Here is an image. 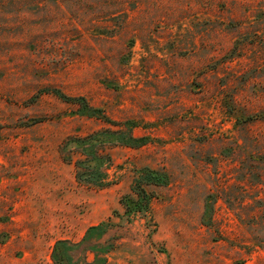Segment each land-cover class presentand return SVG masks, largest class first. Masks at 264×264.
Returning <instances> with one entry per match:
<instances>
[{"label":"rangeland","instance_id":"374dc122","mask_svg":"<svg viewBox=\"0 0 264 264\" xmlns=\"http://www.w3.org/2000/svg\"><path fill=\"white\" fill-rule=\"evenodd\" d=\"M89 263L264 264V0H0V264Z\"/></svg>","mask_w":264,"mask_h":264},{"label":"trees","instance_id":"16d2710c","mask_svg":"<svg viewBox=\"0 0 264 264\" xmlns=\"http://www.w3.org/2000/svg\"><path fill=\"white\" fill-rule=\"evenodd\" d=\"M143 182L147 185H162L168 182L166 175L162 174L157 170L147 169V172L144 175ZM141 183V182H140ZM133 206L130 208V212H138L144 208H147L149 205V199L147 197L140 196L139 199L132 200ZM89 264H100V263H89Z\"/></svg>","mask_w":264,"mask_h":264}]
</instances>
